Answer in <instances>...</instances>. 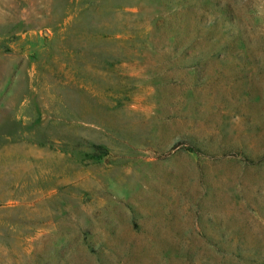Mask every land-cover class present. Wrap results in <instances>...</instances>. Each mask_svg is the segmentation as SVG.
I'll list each match as a JSON object with an SVG mask.
<instances>
[{"label":"rangeland","instance_id":"1","mask_svg":"<svg viewBox=\"0 0 264 264\" xmlns=\"http://www.w3.org/2000/svg\"><path fill=\"white\" fill-rule=\"evenodd\" d=\"M0 264H264V0H0Z\"/></svg>","mask_w":264,"mask_h":264}]
</instances>
